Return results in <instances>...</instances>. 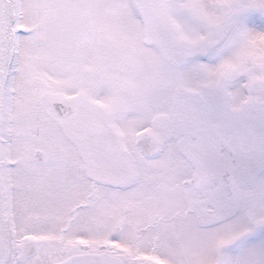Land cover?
I'll use <instances>...</instances> for the list:
<instances>
[{
  "label": "snow or ice",
  "instance_id": "obj_1",
  "mask_svg": "<svg viewBox=\"0 0 264 264\" xmlns=\"http://www.w3.org/2000/svg\"><path fill=\"white\" fill-rule=\"evenodd\" d=\"M0 264H264V0H0Z\"/></svg>",
  "mask_w": 264,
  "mask_h": 264
}]
</instances>
